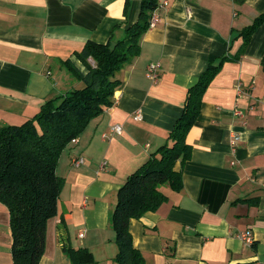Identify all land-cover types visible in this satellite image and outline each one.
<instances>
[{"label": "crops", "instance_id": "1", "mask_svg": "<svg viewBox=\"0 0 264 264\" xmlns=\"http://www.w3.org/2000/svg\"><path fill=\"white\" fill-rule=\"evenodd\" d=\"M140 4L0 0V126L19 125L47 99L81 87L67 63L85 75L76 53L86 41L120 38ZM263 11L264 0H167L158 10L159 21L140 36L137 55L116 72L112 106L61 151L56 174L64 183L57 213L46 223L39 264H71L63 245L85 247L96 264H116L109 219L118 187L168 142L188 87L209 62L240 48L238 32ZM263 55L264 22L240 60L225 61L203 94L185 135L190 158L174 165L182 188L161 184L166 200L129 220L144 264H264ZM149 62L160 64L155 81L145 74ZM236 108L241 117L233 114ZM138 111L141 118L134 119ZM79 157L83 162L76 166ZM8 223L0 202V264H13ZM245 231L252 243L241 237Z\"/></svg>", "mask_w": 264, "mask_h": 264}, {"label": "trees", "instance_id": "2", "mask_svg": "<svg viewBox=\"0 0 264 264\" xmlns=\"http://www.w3.org/2000/svg\"><path fill=\"white\" fill-rule=\"evenodd\" d=\"M158 3L159 0H141L136 21L115 41L84 43L76 54L88 72L82 75L67 63L68 69L81 79V87L47 99L37 113L19 125L0 126V202L9 213V252L13 264L40 263L46 223L57 213L64 183L56 174L61 151L80 136L88 122L112 106L119 84L116 72L137 55L140 36L149 27ZM262 22L264 11L238 32L242 43L234 54H223L206 65L187 89L181 114L168 133V142L150 154L118 187L109 219L117 247L116 264H144L142 253L132 243L129 220L155 211L166 200V194L159 189L161 184L173 191L182 188L181 171L174 165L177 160L183 163L190 158L191 147L185 135L197 119L203 94L225 61L240 60L251 34ZM260 65L264 74V55ZM63 251L71 264H96L85 247L63 245Z\"/></svg>", "mask_w": 264, "mask_h": 264}, {"label": "built area", "instance_id": "3", "mask_svg": "<svg viewBox=\"0 0 264 264\" xmlns=\"http://www.w3.org/2000/svg\"><path fill=\"white\" fill-rule=\"evenodd\" d=\"M167 4V0H161L159 1L158 5L156 8H154L150 20H149V27H153V25H155L158 21H159V13L158 10L163 7L164 5ZM159 67L160 64L159 62H149L148 64H146V71L145 74L148 77V79L151 80H156L158 78V71H159ZM237 91H240V86L238 84V86L236 87ZM233 114L238 115V116H242V112H240L239 109H234ZM141 118V114L140 112H136V114L134 115V119H140ZM114 132L119 133L120 132V126L119 125H114L113 127ZM77 142V138L74 137V139L71 140L70 143H76ZM83 162V158L79 157L74 161V165L78 166L80 163ZM83 233H79L78 235L81 237ZM241 237L247 242V243H252V238L251 235L248 231H245L241 234Z\"/></svg>", "mask_w": 264, "mask_h": 264}, {"label": "rangeland", "instance_id": "4", "mask_svg": "<svg viewBox=\"0 0 264 264\" xmlns=\"http://www.w3.org/2000/svg\"><path fill=\"white\" fill-rule=\"evenodd\" d=\"M91 63V62H90Z\"/></svg>", "mask_w": 264, "mask_h": 264}]
</instances>
